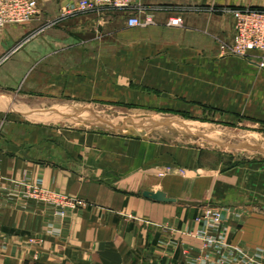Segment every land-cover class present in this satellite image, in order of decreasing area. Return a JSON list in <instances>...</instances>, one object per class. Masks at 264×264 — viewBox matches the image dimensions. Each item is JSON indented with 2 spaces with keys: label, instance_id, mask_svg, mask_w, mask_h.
Returning a JSON list of instances; mask_svg holds the SVG:
<instances>
[{
  "label": "crops",
  "instance_id": "crops-1",
  "mask_svg": "<svg viewBox=\"0 0 264 264\" xmlns=\"http://www.w3.org/2000/svg\"><path fill=\"white\" fill-rule=\"evenodd\" d=\"M36 1L38 18L0 29V56L21 42L0 65V264H264L263 198L246 187L244 169L208 166L210 148L77 128L53 111L128 98L189 112L192 120L170 121L193 137L263 153L264 60L257 52L236 59L223 86L216 42L233 35L222 9H264V0H132L126 10L62 18V8L78 0ZM131 15L151 16L152 24L127 28ZM175 17L180 27L169 26ZM223 103L230 120L215 122L226 127L207 125L193 109L222 110ZM220 133L238 141L212 140ZM31 186L86 205L60 216L58 207L28 198ZM204 204L224 210L220 252L188 233Z\"/></svg>",
  "mask_w": 264,
  "mask_h": 264
},
{
  "label": "rangeland",
  "instance_id": "rangeland-1",
  "mask_svg": "<svg viewBox=\"0 0 264 264\" xmlns=\"http://www.w3.org/2000/svg\"><path fill=\"white\" fill-rule=\"evenodd\" d=\"M221 11L222 13L230 15L228 9H222ZM60 16V18H62L61 13ZM216 43L218 53L222 56L221 68L223 69L222 82L224 86L226 82V76H224V74L230 72L233 68L236 69V67H239V65L235 63L236 59L244 58L222 55L219 51V44L228 43V41L220 39L217 40ZM20 44L21 42L17 47H19ZM17 47L0 56V65L11 57ZM126 100L125 103L115 102L116 104H112L111 102L108 106L60 107L55 108L53 111H57L56 113L62 122L77 128H88L99 132L119 133L131 139L150 138L162 140L166 138L180 146L193 144L198 147L213 149L212 152L205 150L204 162H206L208 166L213 167L221 165L223 171H227L234 167H239L240 170L244 169L242 174L245 177L244 183L246 187H248L250 193L257 196L259 200L263 198V201L259 202V208L261 207L260 205L264 206V152L253 153L251 150L236 151L230 149L229 146H218L208 139H200L189 135L186 131L187 129L181 128L178 124L170 121L173 117L192 120L191 114L187 111L173 110L167 107L150 108L138 106L133 104L132 99L127 98ZM193 109L200 114V119L205 120L207 125L213 124L226 127L223 122H215L216 116L224 120H230L227 114L230 108L226 107L224 103L222 110H220L219 107L213 109L208 106L207 108L193 107ZM218 111L222 112L221 115H219ZM185 124L190 128V126H188L190 125L189 123ZM195 125L197 126L199 124ZM201 127L208 128V126ZM211 137H213L212 140L223 141L229 145L238 141L230 134H212ZM167 172H171V168L168 169ZM179 173H181V171Z\"/></svg>",
  "mask_w": 264,
  "mask_h": 264
},
{
  "label": "built area",
  "instance_id": "built-area-1",
  "mask_svg": "<svg viewBox=\"0 0 264 264\" xmlns=\"http://www.w3.org/2000/svg\"><path fill=\"white\" fill-rule=\"evenodd\" d=\"M132 0H78L64 6L61 10L62 17H70L80 13L94 11L106 7L126 10ZM233 20V35L228 43L219 44L222 55L247 58L251 52H257L264 60V9L253 7L226 8ZM40 9L36 0H0V29L6 26H22L38 18ZM152 24L151 16L139 18L131 15L126 20L127 28L146 27ZM171 27L182 25L180 17L171 18L168 22ZM2 182L0 179V189ZM28 198L34 201L51 204L58 207L60 216L64 209L75 210L85 207V202L69 198L58 193L45 190L38 186L28 187ZM221 207L204 204L194 217L195 228L188 233L199 239L204 248L220 252L226 246L228 227L224 225ZM188 231V230H187ZM31 244H40L39 238H31ZM238 251V250H237ZM244 257V254L238 251ZM228 256H232L228 254ZM263 256H255L248 260L253 263L261 260Z\"/></svg>",
  "mask_w": 264,
  "mask_h": 264
},
{
  "label": "water",
  "instance_id": "water-1",
  "mask_svg": "<svg viewBox=\"0 0 264 264\" xmlns=\"http://www.w3.org/2000/svg\"><path fill=\"white\" fill-rule=\"evenodd\" d=\"M143 196L146 198H150L156 202H166L172 203L175 202V199L167 198L162 192H143Z\"/></svg>",
  "mask_w": 264,
  "mask_h": 264
},
{
  "label": "bare ground",
  "instance_id": "bare-ground-1",
  "mask_svg": "<svg viewBox=\"0 0 264 264\" xmlns=\"http://www.w3.org/2000/svg\"><path fill=\"white\" fill-rule=\"evenodd\" d=\"M93 114V113H92ZM86 115V114H85ZM84 118V117H83ZM190 126V125H189ZM248 147H251V146H248Z\"/></svg>",
  "mask_w": 264,
  "mask_h": 264
}]
</instances>
